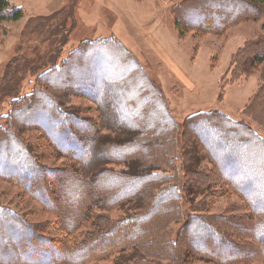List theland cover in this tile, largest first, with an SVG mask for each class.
I'll return each instance as SVG.
<instances>
[{"label": "trees", "instance_id": "obj_1", "mask_svg": "<svg viewBox=\"0 0 264 264\" xmlns=\"http://www.w3.org/2000/svg\"><path fill=\"white\" fill-rule=\"evenodd\" d=\"M180 8L176 24L182 33L187 28L220 34L233 24L254 19L255 14L258 15L259 11L264 9V0H195L187 1ZM229 8L235 10L230 13L224 12ZM188 14L194 15L196 19L186 18ZM208 15H214L217 19H208ZM22 17V10L14 9L10 0H0V24L6 21H19ZM113 44L98 42L91 44L97 47L93 49L94 57L107 60L109 57L113 59L117 57L118 64L125 66L124 75L115 77L116 81L113 84L110 75L104 79L89 69L83 71L84 75L80 72L77 76H71V73L79 70V60L82 58L80 55L75 64L70 59L62 67H51L40 77V90L13 101L12 116L7 118L20 119L33 110L37 111L25 117L27 123L24 127H37L42 130L57 154L75 165L63 169L65 177L62 180L59 178L61 187L65 186L63 194L65 188H69V192L65 193L68 200L65 206L61 204V190L60 196L58 193L56 195L49 192L48 185L51 182L48 183L50 179L43 174L44 169H47L36 162L33 153L18 141L16 134L11 142L0 144V148L2 146L0 177L22 187L44 207L57 212L63 221V224L61 223L63 235L67 238L66 248L62 250L55 242L38 235L29 223L19 218L18 214L0 205V263L85 264L89 259L115 257L112 264H190L192 258L190 256L195 255L215 264H250L255 261L264 264V138L221 112L194 114L189 118L186 133L190 131L193 135L200 136L203 144L197 142L191 146V142L186 143L184 168L189 177L183 183L176 179L169 185L161 187L165 177L157 174L159 169L151 172L150 168L152 165L155 167L156 163L158 166L156 168H161L166 162L164 137L168 142H172V135L177 129L176 122L168 112L158 113L161 115L159 121H153L151 124L157 123L161 131H155L150 123L147 124L145 121L142 111L144 104H141L138 110L131 108L129 102H133L134 99L129 92L131 86L128 79L129 74L138 70V64L134 60L129 61L127 52ZM262 46L254 44L246 53L242 59V70L264 64V44ZM256 48L259 50L256 51ZM59 80L70 88L59 93L60 90H57V85L61 86L57 83ZM142 86L146 85L141 77V81L134 84V87L138 91ZM100 92L105 94L102 95ZM70 94H81L100 106L101 122L91 123L89 120L76 117L74 113L62 109L58 101L51 96L55 95L64 100ZM32 97H35L34 102ZM27 99L28 105H23ZM112 107L122 108L131 116V120L121 123L119 115L112 111ZM255 108L264 116V99L256 103ZM72 118H75L73 122ZM205 121L209 127H213L209 128L210 133L204 132L199 126L204 125ZM104 123L109 126L117 124L125 127L135 133L134 140L119 144L108 137L105 138ZM14 124L15 121L12 125ZM66 124L70 126L68 129L65 127ZM76 128L81 131L86 129L89 133L82 136L78 131L75 132ZM229 128L235 131L236 138L232 139V142L225 139L226 146H219L215 138ZM154 137L158 138L153 140ZM159 139L163 141L160 143L156 141ZM186 140H189V135L186 136ZM200 145L206 148V154H200ZM99 146L105 153L102 159L97 157ZM8 152L10 155L15 153L14 160H7ZM130 154H136L142 161L129 159ZM205 157L216 167V177L210 176V171L206 169L202 171L200 168ZM243 160L249 163H243ZM27 162L29 166L24 167ZM105 162L121 163L127 170L117 172L107 169L103 165ZM141 168L145 174H138ZM99 170H103V176H100L99 180L96 179L93 186L90 185L91 182L88 180ZM21 171L25 172V175ZM53 172L50 170V174ZM33 177L34 179H30ZM101 178L106 179L109 184L101 185ZM155 183H158L159 189H155ZM54 188L52 186V189ZM56 190L58 192L57 188ZM221 190L238 194L251 214L244 217L191 216L189 224L197 226L200 223L195 231L201 236L196 235L188 239L186 245L191 251L187 248L186 253L179 252L177 249L182 242L174 247L168 239L170 231L167 228L170 222L180 221L182 218L179 206L182 193L196 205V202L200 201L206 203L209 196L212 197L215 191L219 194ZM71 204L73 206L70 207ZM124 204H132L137 209L135 208L133 214L118 221H111L109 217L98 213L121 208ZM193 207L195 208L194 205ZM221 225L227 227V233H223ZM82 228H88V232L84 234L81 242H77L74 236ZM235 228L243 229L245 234L239 236ZM127 250L136 253L133 260L124 257Z\"/></svg>", "mask_w": 264, "mask_h": 264}, {"label": "rangeland", "instance_id": "obj_2", "mask_svg": "<svg viewBox=\"0 0 264 264\" xmlns=\"http://www.w3.org/2000/svg\"><path fill=\"white\" fill-rule=\"evenodd\" d=\"M187 1L195 0H10L14 9L22 10L23 17L19 21H6L0 24V144L11 142L16 134L18 141L33 153L36 162L47 169H44L43 174L50 179L49 192L57 195L61 190L62 205H67L65 193L69 192V188H65L63 194L65 186L61 187L60 179L65 177L63 169L66 170L69 165L75 164L69 163L57 154L42 130L37 127H24L27 123L25 117L37 111L33 110L20 119L16 117L10 120L7 116H12L13 101L40 90V77L43 73L53 66L62 67L70 59L75 64L80 55L82 58L79 60V70L71 73V76H77L80 72L84 75L83 71L89 69L104 79L110 75L113 84L116 81L115 77L124 75L125 66L118 64L117 57L114 59L109 57L108 60L94 57L93 49L97 47L91 44L95 42L114 43L113 45L127 52L129 61L137 62L138 70L129 74L128 79L131 86L129 92L134 99L129 103L135 110L144 104L143 116L153 130L161 131L157 123L151 124L153 121H159L161 115L158 113L168 112L176 122L177 129L172 135V142H168L164 137L166 162L161 168H156L157 163L155 167L152 165L153 167L150 168L151 172L159 169L157 174L165 177L161 187L169 185L176 179L183 183L189 177L184 168L186 143L191 142V146L196 145L197 142L202 143L200 136H195L190 131L186 133L189 118L194 114L221 112L264 138V116L255 108V104L264 99V64L242 70V59L252 46L257 44L258 47H263L264 9L259 11L258 15L256 13L254 19L233 24L220 34L187 28H183L185 32L182 33L176 24V17L181 12L180 7ZM234 10L229 8L224 12L230 13ZM187 17H190L188 18L190 20L196 19L190 14ZM207 17L211 20L217 19L214 15ZM257 50L259 49L256 48ZM141 77L146 86H142V89L139 88L137 91L134 84L139 83ZM57 83L61 84V86L57 85L59 93L70 88L61 80ZM100 94L105 93L100 92ZM51 96L58 101L62 109L74 113L76 117L89 120L91 123L101 122L100 106L87 97L70 94L62 100L55 95ZM27 98L31 99V97ZM28 99L23 105H28ZM33 99L35 97H32V101ZM145 99L148 100L144 101ZM111 109L119 115L121 123L131 120V116L122 108ZM74 120L75 118H72V122ZM13 121H15L14 125H12ZM205 122L204 125L199 126L204 132L210 133L209 128L213 127H209L208 122ZM65 127L68 129L70 126L66 124ZM103 129L105 138L108 137L119 144L130 143L135 137V133L121 125L109 126L104 123ZM77 131L82 136H87L89 133L86 129L81 131L76 128L75 132ZM187 135L189 140H186ZM156 138L158 137H154L153 140ZM234 138H236L235 131L229 128L225 132H220L215 140L223 147L226 146L225 139H230L232 142ZM156 141L160 143L163 139ZM200 146V154H206V148ZM14 155L15 153L9 154L7 160H14ZM104 156L105 153L99 146L97 157L102 159ZM129 157V159L141 160L136 154H130ZM245 162L249 163L243 160V163ZM27 165L29 166L28 162L24 167ZM103 165L117 172L127 170V167L121 163L105 162ZM200 168L202 171L204 169L210 171V176L216 177V167L210 159L203 158ZM50 170L54 172L50 174ZM22 174L25 175V172ZM103 174V170L96 171L88 180L91 182L89 184L93 186ZM138 174H145L144 169L141 168ZM104 178H101L100 183L106 186L105 184L109 182ZM157 184H154L155 189H159ZM52 186L55 188L52 189ZM212 195L206 203L200 201L195 205V202H191L189 197L182 193V200L179 203L182 218L180 221L170 222L167 228L170 231L168 239L174 247L182 242L177 249L179 252L188 249L191 251L186 242L188 243L191 237L201 236L195 231L200 223L196 224L197 226L189 224L191 216L244 217L251 214L236 193L221 190L219 194L215 191ZM0 205L18 214L19 218L29 223L38 235L55 242L62 250L66 248L67 238L64 237L61 229L63 221L60 215L33 199L22 187L7 182L1 177ZM131 205L124 204L121 208H113L108 212L98 211V213L109 217L111 221H118L134 213L136 207ZM62 209L65 210V207L62 206ZM240 229L235 228L237 234L243 236L245 231ZM222 231L227 233V227L223 225ZM86 232L88 228L78 231L74 236L77 242L83 240ZM125 253L124 257L130 260L136 255L130 250ZM114 258L89 259L85 264H112ZM190 258V264H215L195 255ZM250 264H263V262L255 261Z\"/></svg>", "mask_w": 264, "mask_h": 264}]
</instances>
